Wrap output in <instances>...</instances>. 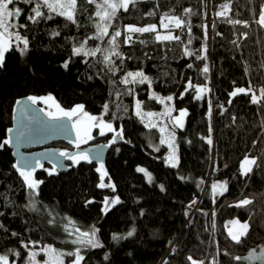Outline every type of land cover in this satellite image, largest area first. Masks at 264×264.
Wrapping results in <instances>:
<instances>
[{"label":"trees","instance_id":"obj_1","mask_svg":"<svg viewBox=\"0 0 264 264\" xmlns=\"http://www.w3.org/2000/svg\"><path fill=\"white\" fill-rule=\"evenodd\" d=\"M18 3L23 10L20 20L27 24L21 32L29 39V50L21 55L14 48L6 54L5 66L0 69V143L9 139L17 102L46 94L53 95L64 108L83 104L91 114L101 113L108 103L109 112L104 116L118 130L123 127L124 138L116 143H111L113 133L94 138V142L110 143L105 162L108 175L103 182L114 184L115 191L98 187V164L81 162L52 175L45 171L47 168H39L34 172L43 181L39 195L29 196L30 190L13 167V151L8 144L0 148V223L4 225L0 229V255L9 256L10 264H30V253L40 252L41 246L73 251L76 245L70 241L74 236L65 231L71 220L82 231L93 226L99 229L103 247L85 250L84 264H191L188 257L204 264H243L235 257L264 243V102L252 104L251 94L232 97L230 93L236 87H249L250 82L257 95L264 87V27L257 22L264 0H139L129 11L117 14L113 29L156 24L165 34L160 20L167 14L190 21L191 32L187 28L172 29L178 31L182 43L156 41L155 33L134 34V43L120 44L125 59L122 64L117 60L120 70L115 73L97 64V58L72 56L73 47L96 32L95 5L79 0L86 11L78 12L81 26L77 28L59 16L33 24L26 14H31L34 4ZM225 4L228 8L221 7ZM189 8L192 14L185 15ZM42 11L48 14L47 9ZM221 11L224 16L217 15ZM150 12L155 15H148ZM234 20L241 23H230ZM53 31L60 35L53 36ZM189 38L192 43L187 45ZM98 43L89 41L88 46ZM205 44L206 60L184 55L187 45L203 56L201 48ZM70 58L65 69L63 64ZM205 64L210 68L207 79L202 72ZM138 70H143L152 84L129 85L135 93L123 94L126 86L120 82L122 77L127 71ZM189 79L196 85L206 84L211 93L196 100L189 91L179 99ZM153 93L162 98L174 96L172 106L188 111L185 127L176 133L177 167L167 163L168 148L160 143L158 128L149 130L135 115L137 99L143 102L144 111L163 109V104L151 98ZM209 137L211 144L207 143ZM63 145L74 149L70 143ZM245 157L258 158V166H253L247 176L240 169ZM141 166L152 173L151 182L145 173L137 171ZM220 180L227 181V191L215 195L212 185ZM117 196L121 203L105 215V197ZM245 198L252 203L235 206ZM32 201L36 211L32 210ZM231 219L249 224L248 234L239 244L227 231ZM15 252L20 256L13 255ZM41 257L42 253L37 259ZM66 257L67 262L74 258Z\"/></svg>","mask_w":264,"mask_h":264},{"label":"snow or ice","instance_id":"obj_2","mask_svg":"<svg viewBox=\"0 0 264 264\" xmlns=\"http://www.w3.org/2000/svg\"><path fill=\"white\" fill-rule=\"evenodd\" d=\"M18 0H0V69L5 66L6 54L12 51L14 48L20 52L21 55H25L29 50V39L22 35L19 31L20 28H26L27 24H17L16 21L22 14L23 10L16 6ZM25 5H33L31 8V14H26L27 21H30L33 24H38L41 20H54L55 17H63L66 21L71 22L79 28L81 25L78 22L77 15L81 10L86 11V9H81L79 0H22ZM139 2V0H86V3L95 5V13L94 16L97 18V22L94 23V27L96 32L94 35L86 36L83 40L79 42V46H74L72 49L73 57H83V58H97L96 63L102 64L104 68H106L109 72H117L120 70V66L117 64V60L123 63L125 57L123 53L119 51L120 44H132L134 43L133 36L134 34H144V33H155V40L159 42H170L176 41L181 42L182 39L180 35L173 34L172 29H181L187 28L189 32H191V23L190 21H185L178 16H168L165 14L164 18L160 20V27L166 30L165 34H162L156 24H150L148 26L138 27L135 25H125L123 31L119 29H113V22L117 18V14L123 10L124 12L129 11V7H135V5ZM11 6V7H10ZM222 8H228V5H222ZM42 9H47L48 14L46 15ZM192 14V10L185 9V15ZM224 12L221 11L217 13L219 16H224ZM148 15H155L154 12L148 13ZM92 19V17H89ZM262 27H264V7L261 8L260 18L257 21ZM230 23L239 24L241 21L234 20L230 21ZM247 23L245 22V27H247ZM205 29V37H207V26H203ZM110 29L112 31L110 32ZM53 36H59L60 33L57 31H53ZM123 36V40L121 41V37ZM107 38V39H105ZM89 41L99 42L95 47H89ZM140 43H146L144 40H140ZM192 43V39L189 38L187 41V45ZM235 43V41H233ZM100 44H106L107 47H101ZM22 45V46H21ZM184 46V55L188 57H193L197 60H206L207 59V47L206 44L202 45L201 51L204 52V55H197L195 52L189 50L188 46ZM71 58L63 64V67L67 69L69 67V63ZM83 62L88 64V59H84ZM90 67L92 65H89ZM189 68H192L193 65L189 64ZM202 72L205 74V79H207V75L210 72V68L207 64L203 66ZM123 85L126 86L125 93L127 95H133L135 93V89L131 87H127L129 85H143L148 84L149 86L152 84V80L149 76H147L143 70L138 71H127L125 75L122 77L120 81ZM189 91L194 93V98L196 100H202L205 96L211 93L212 89L208 87L206 84L196 85L193 84L191 79L188 80L187 85L184 89V92L181 93L179 99H183L184 95ZM239 94L249 95L251 94V103L252 104H261L264 102V87L259 89V95L256 94V91L253 90L251 86V82L249 83V87L246 88H236L233 92L230 93V96L236 97ZM119 95V94H118ZM152 99L159 101L160 104L165 105V109L161 113L155 112H145L143 111L142 104L143 102L140 100H136L135 102V115L140 119L142 123L145 124V127L149 130L158 128V131L162 134V138L160 140L161 144H166L171 152L167 157V163L171 167H177L179 163V158L177 154V145L175 143V129H183L185 127V119L188 116L187 109H179L177 110L174 106H171L167 102H172L174 100V96L169 95L166 98H162L155 93L152 94ZM33 104L37 102L36 97L29 98ZM47 101H53L51 96L46 98ZM231 103V101H229ZM119 108L120 106L117 105ZM219 107H223V105H219ZM27 111V109L25 110ZM127 111V108L124 109ZM178 111V115H173L174 112ZM109 112V105L105 103L103 105V113L107 114ZM212 114V101L208 99V115L209 118ZM48 117L52 121H61L67 119L72 121V127L76 130V141L75 146L77 149L80 148L82 143H86L88 140L94 139L92 136V132L95 129H99V134L101 136L106 135L108 132L114 133L111 143H116L117 139L124 138V129L120 127L119 130L114 127L113 123L110 121H106L103 118V115L97 116L88 113L85 110V106L83 104L75 105L70 110H65L59 104H55V111H49L47 113ZM153 117H162L167 118L168 124H164L162 126H158V122L151 119ZM119 119V117H115ZM171 125V128L169 127ZM59 127V126H57ZM9 131H12L9 129ZM24 133L20 132L17 139L19 140L20 136H23ZM207 143L211 144V138H207ZM5 144H11V139L4 140L3 143H0V148H3ZM118 151V149H117ZM156 151H159V148H156ZM60 157L67 158L71 160L73 165H79L81 162L92 163L93 157L87 151H81L76 153L75 155L70 154L68 151H62L59 153ZM258 158H250L245 157L241 164L242 175H249L253 171V166L257 165ZM27 164V161H25ZM36 165L43 167L40 164V161H36ZM13 167L18 171L20 177L23 178L27 189H29V196H37L39 195V187L43 183L41 180H37L34 177V172L36 168L34 166L29 167H21L20 162L18 161ZM104 168L103 162H100V167L96 169L97 172H101V182L99 183V188H111L115 191L114 184H105L104 177L107 176V171H101ZM48 171L49 175L54 174L53 171L45 169ZM137 171L143 172L148 176L149 182L152 181V177L150 173L144 168H138ZM110 179V177H109ZM183 179V177L181 178ZM163 191V185L160 186ZM220 189V195H223L225 191H227V181L218 182L212 185V190L214 193ZM93 201H88V203H92ZM120 198L117 196L114 199L105 197L103 204L104 208L102 211L105 215L111 208L117 204H120ZM196 203L195 200L192 201L194 205ZM252 200L243 199L240 200L235 206L236 207H246L251 204ZM192 205H189L191 207ZM32 210L36 211L35 202H32ZM3 215V213H0ZM54 221L50 220L49 223H53ZM233 223H239L238 221ZM69 224L72 226L71 231H69L68 227L65 226V231L68 232L70 236H75L74 239L70 241L71 244L76 245L75 249L71 252H63L51 245H47L40 249V252L32 251L28 257L30 264H65L64 257L70 256L74 257L71 261V264H84L85 256L82 254L83 251L88 249H96L102 248L103 244L100 243L97 233L99 229L93 226L88 231H82L80 228L75 226V222L69 220ZM243 229L239 234L233 233L231 230L229 231V236L231 239L239 244L242 242V237H246L249 230V224L243 223L241 225ZM0 229H4V225L0 223ZM135 229L130 231L127 235L130 237L133 235ZM13 236H16L17 233H12ZM113 239H119L117 236H113ZM36 242H33L35 244ZM25 248L28 247L27 244L24 245ZM43 254L47 258L44 260H38L37 256ZM15 256H20L19 252L13 253ZM107 259V256H105ZM191 264H197L196 261L192 260V257H188ZM236 260L242 259L241 257H235ZM259 259V257H257ZM0 264H10L9 256L0 255ZM198 264H204L203 261L198 262Z\"/></svg>","mask_w":264,"mask_h":264},{"label":"water","instance_id":"obj_3","mask_svg":"<svg viewBox=\"0 0 264 264\" xmlns=\"http://www.w3.org/2000/svg\"><path fill=\"white\" fill-rule=\"evenodd\" d=\"M26 109L27 111H25ZM11 130L9 131L11 144L8 145L13 151L16 163L19 161L21 167L34 166L38 170L39 165H36V161L39 160L40 164H51L60 172L69 169L68 159L59 156L61 148L54 143L76 141L72 121L67 119L52 121L40 105L33 104L29 97H24L16 104L14 124ZM20 132H23L24 135L20 136L18 140ZM109 150L110 145L96 143L68 152L75 155L78 152L87 151L93 157L92 162L99 164L101 161L106 162ZM168 256L167 253L166 257ZM241 258L243 264H264V243L248 249L241 255Z\"/></svg>","mask_w":264,"mask_h":264},{"label":"rangeland","instance_id":"obj_4","mask_svg":"<svg viewBox=\"0 0 264 264\" xmlns=\"http://www.w3.org/2000/svg\"><path fill=\"white\" fill-rule=\"evenodd\" d=\"M16 6H18V7H20L21 5L17 2V4H16ZM11 7V6H10ZM211 20L210 19H208V25L210 26L211 25V22H210ZM15 23H17V24H24L21 20H20V17L16 20V21H14ZM19 31L21 32L22 30H21V28L19 29ZM21 34H22V32H21ZM173 34H177L178 35V31L177 30H175V31H173ZM23 35V34H22ZM22 46V45H21ZM236 88H248V87H245V86H243V87H236ZM235 88V89H236ZM234 89V90H235ZM233 92V91H232ZM49 96H51L52 98H53V101H47L46 100V98L47 97H49ZM32 97H36L37 98V102L35 103V104H38V105H40L41 106V108L43 109V111L47 114L49 111H55V104H59V102L56 100V98L53 96V95H50V94H46V95H40V96H32ZM167 103H169L171 106H172V103L171 102H167ZM60 105V104H59ZM78 105V104H77ZM61 106V105H60ZM62 107V106H61ZM74 107V106H73ZM73 107H70V108H64V107H62V108H64L65 110H70L71 108H73ZM164 109H165V105H164V107H163V109L162 110H160V111H145V112H155V113H161V112H163L164 111ZM182 109H186V108H182ZM144 111V110H143ZM89 113V112H88ZM91 114V113H90ZM92 115H97V116H101V115H103V118H104V120H106V121H109V120H107L106 118H105V116H104V113H103V111L101 112V113H98V114H92ZM173 115L175 116V115H178V111L177 112H174L173 113ZM187 118V117H186ZM151 119H153V120H155V121H157L158 122V126H162V125H164V124H168L169 122L167 121V118H162V117H153V118H151ZM111 122V121H110ZM113 123V122H112ZM185 123H186V119H185ZM113 125H114V127H116V125L113 123ZM169 127L171 128V125L169 124ZM73 129H74V132H75V134H76V130H75V128L73 127ZM116 129H117V127H116ZM178 129L179 128H177V129H175V136H176V133H177V131H178ZM118 130V129H117ZM98 131V132H97ZM108 133H111V132H108ZM114 134V133H113ZM92 136L94 137V138H96V136H101L100 134H99V129H95V130H93V132H92ZM161 138H162V134H161ZM96 143H98V142H96ZM99 143H101V142H99ZM175 143H176V141H175ZM64 143H57V145L56 146H58V147H60L61 148V152L62 151H70V149H67V148H65L64 147V145H63ZM72 145H73V147H74V149L76 148V146H75V142H73V143H71ZM84 144H86V143H82L81 144V146L82 145H84ZM55 145V144H54ZM166 147H167V145L166 144H164ZM168 148V147H167ZM75 150H78L77 148L75 149ZM171 152V149H169L168 148V153H167V156H169V153ZM178 154V153H177ZM250 158H252V157H250ZM245 159V158H244ZM243 159V160H244ZM243 160H242V162H243ZM242 162H241V164H242ZM68 164H73L72 163V161L70 160V162L68 163ZM103 165H104V168L101 170V171H105L106 170V166H105V163H103ZM98 167H100V164H98L97 165V168ZM39 168H47L48 170H50V171H53V173H55V172H57V169H56V167L55 166H53V165H51V164H44L43 165V167H40L39 166ZM139 168H144L146 171H147V173H150L151 174V177H152V180H153V175H152V173L147 169V168H145V167H139ZM240 169H241V166H240ZM241 172H242V169H241ZM101 173V172H100ZM146 175V174H145ZM34 177H35V175H34ZM146 177L148 178V176L146 175ZM35 179H37L36 177H35ZM38 180V179H37ZM218 182H224L223 180H220V181H217V182H215L214 184H216V183H218ZM221 190L220 189H218L217 190V192L216 193H214L215 195L216 194H219V192H220ZM220 195V194H219ZM32 202H35V201H32ZM236 221H238L239 223H233V222H236ZM243 223H248V222H246V221H243V220H239V219H231V220H229L228 222H227V224H226V227H227V231H228V233H229V231L231 230L233 233H235V234H239L240 232H242L243 231V229L241 228V225L243 224ZM67 227H68V229H69V231H71V225L69 224V225H67ZM97 237H98V234H97ZM74 238H75V236H74ZM99 239V238H98ZM100 241V240H99ZM101 243V242H100ZM43 247H45V246H41V247H39L38 249L40 250L41 248H43ZM60 251H63V252H71V251H68V250H60ZM82 254L84 255V251L82 252ZM47 257L46 256H44L43 255V257H41L40 258V260H44V259H46ZM74 259V258H73ZM72 259V260H73ZM67 260V257L65 256L64 257V261H65V264H71V261L69 260L68 262L66 261ZM197 262V264H198V262H200V261H196Z\"/></svg>","mask_w":264,"mask_h":264},{"label":"flooded vegetation","instance_id":"obj_5","mask_svg":"<svg viewBox=\"0 0 264 264\" xmlns=\"http://www.w3.org/2000/svg\"><path fill=\"white\" fill-rule=\"evenodd\" d=\"M70 144H71V143H70ZM91 144H96V142H94V139L88 140V141L86 142V144L80 146V148L87 147V146H89V145H91ZM104 144H108V145H109L110 143H104ZM75 149H76V148H75ZM67 162L69 163L70 160H67Z\"/></svg>","mask_w":264,"mask_h":264}]
</instances>
